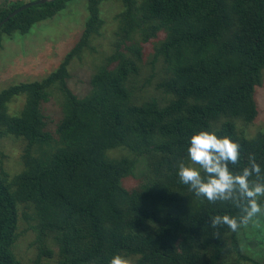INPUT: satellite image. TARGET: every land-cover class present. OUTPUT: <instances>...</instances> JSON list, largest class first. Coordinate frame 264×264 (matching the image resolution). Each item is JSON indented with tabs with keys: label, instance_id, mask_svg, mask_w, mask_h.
<instances>
[{
	"label": "trees",
	"instance_id": "16d2710c",
	"mask_svg": "<svg viewBox=\"0 0 264 264\" xmlns=\"http://www.w3.org/2000/svg\"><path fill=\"white\" fill-rule=\"evenodd\" d=\"M72 1L49 0L18 13L1 26L0 42L27 34ZM108 1L124 6L118 40L89 93L79 97L68 85V65L100 33V6ZM28 4L3 0L0 24ZM87 8L82 36L57 71L0 91V140L25 142L21 172L10 176L0 165V264H22L13 250L20 209L35 222L42 245L31 264L53 257L45 240L57 248L54 264H110L115 255L136 257L134 264H260L242 251L243 226L220 227L218 237L209 226L212 217L239 210L197 198L180 182L178 165L190 163L191 137L208 131L240 145V163L231 171L242 172L254 155L264 178V131L249 139L237 127L259 116L264 0H88ZM161 31L166 36L155 60H163L166 76L156 88L170 98L137 103L130 85L142 47L134 36L141 33L147 43ZM51 88L64 98L56 135L42 112ZM20 96L24 109L11 117L6 105ZM117 149L129 155L110 157ZM141 161L143 179L129 189L124 181L137 176Z\"/></svg>",
	"mask_w": 264,
	"mask_h": 264
},
{
	"label": "rangeland",
	"instance_id": "374dc122",
	"mask_svg": "<svg viewBox=\"0 0 264 264\" xmlns=\"http://www.w3.org/2000/svg\"><path fill=\"white\" fill-rule=\"evenodd\" d=\"M39 0H11L13 3H32ZM3 0H0V5ZM88 0H74L67 8L55 17L38 23L25 35L16 32L5 36L0 42V91L15 84L42 81L57 71L66 56L79 42L89 17ZM104 26L98 35L91 38L87 48L71 60L68 71L71 75L68 85L79 97H85L90 91V80L96 71L104 64L105 59L114 52L120 29V14L124 6L118 1L104 2L100 6ZM143 35L137 33L134 43L142 47V57L139 63V74L131 79V88L134 100L142 103L151 98L161 103L169 100L157 90L158 83L165 78L164 63L161 58L155 60L156 47L165 38V32L158 33L156 38L149 42L143 41ZM132 43V42H131ZM130 44V43H129ZM50 101L43 104L42 112L48 125V130L56 135V128L63 117L64 98L56 88L49 90ZM256 101L259 116L252 123L237 121V127L247 138H254L264 131V84L256 89ZM25 96L13 98L7 103V114L17 116L25 106ZM25 142L22 139L5 137L0 140V165L10 176L22 171L21 155ZM56 146H59L56 144ZM127 150L117 149L109 152L110 157L128 156ZM141 161L138 165L137 176L124 181L129 188L137 187L143 179L141 172L145 171ZM262 197L259 198V203ZM264 205V204H262ZM31 215L29 211L27 213ZM259 221L243 226L239 233L242 251L256 262L264 264V216L255 218ZM35 222L27 221L20 209L18 221V238L14 246V255L22 264H31L37 257L41 242L32 227ZM53 252V257L43 258L44 264H54L57 257V248L45 240V245ZM134 264L136 257L128 258ZM251 264V263H248Z\"/></svg>",
	"mask_w": 264,
	"mask_h": 264
},
{
	"label": "clouds",
	"instance_id": "9594fccd",
	"mask_svg": "<svg viewBox=\"0 0 264 264\" xmlns=\"http://www.w3.org/2000/svg\"><path fill=\"white\" fill-rule=\"evenodd\" d=\"M189 164L178 165L180 182L189 186L197 198H204L210 204H228L239 210L238 216L216 215L210 220V227L218 229L227 226L233 232L247 226L255 218L264 216V205L259 198L264 197V178L261 168L250 155L249 164L242 172L234 173L229 165L240 163V145L228 137H218L213 132L200 131L190 139L188 147ZM255 176L256 180H251ZM110 264H130L129 260L115 255Z\"/></svg>",
	"mask_w": 264,
	"mask_h": 264
},
{
	"label": "water",
	"instance_id": "95a60500",
	"mask_svg": "<svg viewBox=\"0 0 264 264\" xmlns=\"http://www.w3.org/2000/svg\"><path fill=\"white\" fill-rule=\"evenodd\" d=\"M49 0H39V1H36V2H32L28 5H25L23 7H21L20 9H18L17 11L13 12L11 15H9L1 24H0V28L1 26H3L5 23H7L11 18H13L14 16H16L18 13L32 7V6H36V5H40V4H44L45 2H47Z\"/></svg>",
	"mask_w": 264,
	"mask_h": 264
}]
</instances>
